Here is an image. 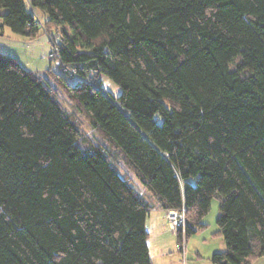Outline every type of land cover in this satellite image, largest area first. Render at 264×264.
<instances>
[{"label":"trees","instance_id":"1","mask_svg":"<svg viewBox=\"0 0 264 264\" xmlns=\"http://www.w3.org/2000/svg\"><path fill=\"white\" fill-rule=\"evenodd\" d=\"M5 28L59 31L52 60L75 83L50 76L104 145L0 52V264H152L154 207L115 157L186 210L187 239L219 198L213 264L264 258V0H0Z\"/></svg>","mask_w":264,"mask_h":264},{"label":"rangeland","instance_id":"2","mask_svg":"<svg viewBox=\"0 0 264 264\" xmlns=\"http://www.w3.org/2000/svg\"><path fill=\"white\" fill-rule=\"evenodd\" d=\"M39 18L42 22L45 21V17L42 14H40ZM5 29L6 33H4L3 36H0V50L4 52L5 55L15 58L25 70L42 77L45 82H49L54 91H56L58 99L60 100L63 108L78 121L83 137L89 139L98 146L104 145L103 140L90 125L86 117L77 113L66 95L56 87L50 76V72H55L57 74L63 75L70 85H74L75 83L74 80L61 67V65H59V61L52 60L51 58V55L56 48V45H54L53 42L60 40L59 31L57 32L54 30L55 37H52L53 41H51L43 30H40V33L36 38H28L14 34L8 28ZM100 83L102 89L105 92L111 94L115 99H118L121 96L122 89L108 77L102 76L100 78ZM115 161L118 168H120L121 176L125 177L128 175L129 178L137 182L134 176L128 172V170L125 168V165L121 163L117 157H115ZM137 183L141 186L139 182ZM220 205L221 203L219 198H214L209 214L203 219V223L208 226L204 232H201L204 234L200 233L199 236L194 235L187 239V241L193 239L192 243L202 245L204 238L207 236L213 237L215 240L218 239L216 232L219 230L217 219L220 214ZM149 240V244L150 242L154 241L151 237ZM176 240H179L177 236Z\"/></svg>","mask_w":264,"mask_h":264},{"label":"crops","instance_id":"3","mask_svg":"<svg viewBox=\"0 0 264 264\" xmlns=\"http://www.w3.org/2000/svg\"><path fill=\"white\" fill-rule=\"evenodd\" d=\"M4 33H6V29H4L3 34L0 36H3ZM0 52L4 54L1 50ZM137 182L132 181L137 191L154 207L146 220L149 238L151 237L154 240L149 244L152 264H213L210 261L212 256L226 250V244L220 236H218L217 240L207 236L204 238L202 245L192 243L193 239L188 240L185 253H183L179 249V240H176L175 234L169 229L168 212L164 211L158 201L145 187L138 185ZM204 231L198 232L195 236H199ZM252 264H264V259H257Z\"/></svg>","mask_w":264,"mask_h":264},{"label":"built area","instance_id":"4","mask_svg":"<svg viewBox=\"0 0 264 264\" xmlns=\"http://www.w3.org/2000/svg\"><path fill=\"white\" fill-rule=\"evenodd\" d=\"M37 21L40 26H42V21L39 17H37ZM52 41V37L48 36ZM58 55V49L55 48V51L51 55V58ZM59 65L60 62H58ZM168 218V226L172 233L176 236H181L179 241V249L185 253L186 244H187V236H186V210L182 209L181 211H171L167 214Z\"/></svg>","mask_w":264,"mask_h":264},{"label":"water","instance_id":"5","mask_svg":"<svg viewBox=\"0 0 264 264\" xmlns=\"http://www.w3.org/2000/svg\"><path fill=\"white\" fill-rule=\"evenodd\" d=\"M223 264H225V262Z\"/></svg>","mask_w":264,"mask_h":264}]
</instances>
